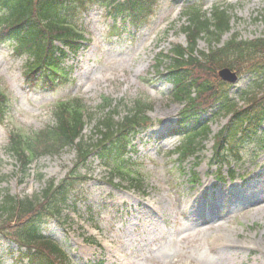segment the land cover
Here are the masks:
<instances>
[{"label":"rangeland","instance_id":"obj_1","mask_svg":"<svg viewBox=\"0 0 264 264\" xmlns=\"http://www.w3.org/2000/svg\"><path fill=\"white\" fill-rule=\"evenodd\" d=\"M200 1L158 0L147 25L138 31L120 18H111L103 6H93L80 20L87 30L86 46L65 60L69 80L56 87L39 86L45 99L51 101L46 106L48 112L57 101L75 96H81L98 113L103 97L131 105L144 96L153 101L149 115L158 121L133 140L127 155L138 165L142 187L119 178L110 180L108 170L93 155L80 170L87 182L80 186L79 193L70 195L61 218L45 226L46 234L68 249L75 264H169L165 248L170 238L180 232L202 236L215 256V264H264V126L261 141L245 144L241 160L233 161L238 176L235 181L226 177L225 165L221 171L226 179L221 182L216 166L210 162L213 135L227 123L225 115H204L212 134L197 153L198 158L189 157L179 165L172 151L180 140L174 129L182 104L172 100V85L167 77L152 79L158 53H167L175 44H187L181 31L182 8ZM203 3L207 11L215 4L228 8L232 29L222 41L232 33L243 39L264 36V0ZM115 25L122 31L112 35ZM199 49L208 50L206 39L199 40ZM255 78L242 75L232 84L231 95L239 104L244 92L254 89ZM125 110L121 106L120 115ZM8 112L9 117L10 109ZM47 123L25 129L8 118L6 126H0V201L7 191L34 197L48 181L59 182L73 167L75 152L66 150L60 155L41 157L30 174L22 176L15 159L6 151L10 128L30 132ZM94 123L95 120L86 126V138L93 135ZM193 171L198 174L194 186L190 183ZM16 248L0 240L2 264H21L18 253L12 252Z\"/></svg>","mask_w":264,"mask_h":264},{"label":"trees","instance_id":"obj_2","mask_svg":"<svg viewBox=\"0 0 264 264\" xmlns=\"http://www.w3.org/2000/svg\"><path fill=\"white\" fill-rule=\"evenodd\" d=\"M156 0H0V39L15 40L21 51H28L32 59L26 65L28 80L44 74L54 82L56 73L65 74L61 65L67 53L56 42L75 53L86 41L85 29L79 20L94 3H104L114 15L129 17L140 26L153 11ZM183 16L188 24L183 27L189 47L181 45L171 55L159 54L156 69L166 67L173 81V99L185 101L181 111L182 141L176 149L181 161L197 153L211 129L200 113L210 110L214 116H229L228 123L215 135L214 158L230 163L239 158L240 147L254 141L264 123V37L242 39L233 34L221 44L222 36L231 30L228 10L215 6L210 15L202 5H191ZM264 18V17H263ZM207 38L208 52L197 51L198 39ZM230 67L240 74L255 78V89L243 94V104L230 96L231 85L217 77V69ZM151 104L137 99L120 119L118 104L105 98L101 104L103 117L96 123V133L82 141L87 107L81 98L60 103L54 109L55 122L33 137L13 132L8 151L27 169L30 163L45 154L59 153L67 147L76 150V168L96 152L110 166L111 176L128 178L131 184L141 185V178L130 177L129 163L124 158L131 138L149 126L147 112ZM5 98L0 96V122L3 120ZM92 117V115H90ZM231 174L233 175V170ZM72 175V174H71ZM75 177L58 185L51 182L34 198L20 199L6 194L0 203V234L24 248L21 252L28 264H71L66 252L41 232L45 216L60 214V206L75 186ZM60 204V205H59Z\"/></svg>","mask_w":264,"mask_h":264},{"label":"clouds","instance_id":"obj_3","mask_svg":"<svg viewBox=\"0 0 264 264\" xmlns=\"http://www.w3.org/2000/svg\"><path fill=\"white\" fill-rule=\"evenodd\" d=\"M31 59L28 51L20 50L17 41L0 39V96L10 109L9 119L25 129L54 122L46 109L51 101L45 99L39 86L28 84L26 65ZM165 252L170 257L169 264H215V256L203 237L194 232L172 236Z\"/></svg>","mask_w":264,"mask_h":264},{"label":"water","instance_id":"obj_4","mask_svg":"<svg viewBox=\"0 0 264 264\" xmlns=\"http://www.w3.org/2000/svg\"><path fill=\"white\" fill-rule=\"evenodd\" d=\"M219 76L229 82H235L237 80V73L232 72L229 68H223L218 72Z\"/></svg>","mask_w":264,"mask_h":264},{"label":"bare ground","instance_id":"obj_5","mask_svg":"<svg viewBox=\"0 0 264 264\" xmlns=\"http://www.w3.org/2000/svg\"><path fill=\"white\" fill-rule=\"evenodd\" d=\"M147 204L151 205V202L149 201Z\"/></svg>","mask_w":264,"mask_h":264}]
</instances>
